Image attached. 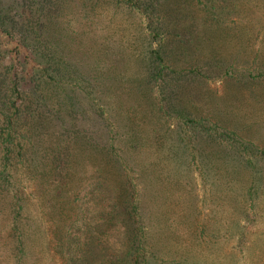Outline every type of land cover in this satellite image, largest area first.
<instances>
[{"label":"trees","instance_id":"trees-1","mask_svg":"<svg viewBox=\"0 0 264 264\" xmlns=\"http://www.w3.org/2000/svg\"><path fill=\"white\" fill-rule=\"evenodd\" d=\"M236 4L0 0V264H27L41 246L31 240L45 235L66 264L244 262L242 221L264 185L258 165L264 163V116L249 123L243 114L249 100L261 114L254 94H264V52L230 56L219 51L223 32L210 31V25L222 29L240 16ZM102 5L140 27L142 47L129 57L137 64L124 65L108 38L98 37L99 43L86 37L93 31L85 23L104 15ZM89 43L103 47L85 50ZM107 57L110 66L103 62ZM216 82L221 86L213 88ZM238 120L249 141L233 126L220 127ZM192 133L207 147H196ZM150 150L152 156L166 153L174 168L151 163ZM222 165L228 175L220 172ZM195 169L226 192L216 197L217 205L229 204L230 213L234 206L237 214L222 235L239 237L226 260L210 253L193 263L178 253L198 200L179 190L186 191L182 179ZM203 226L199 241L217 238Z\"/></svg>","mask_w":264,"mask_h":264},{"label":"rangeland","instance_id":"rangeland-1","mask_svg":"<svg viewBox=\"0 0 264 264\" xmlns=\"http://www.w3.org/2000/svg\"><path fill=\"white\" fill-rule=\"evenodd\" d=\"M236 2H237L236 4L237 6L235 7V10H237V12L240 13V16L236 18V15H234V17L229 18L226 22L223 23L222 29H217L214 26H211L209 23H207V26L210 25V31L221 30L223 32L221 33L222 37H220L222 38V41L219 40V42L220 43L224 42V43L223 45L221 44L219 51L224 50V52L228 53V55L231 54L230 56L234 54V56H236L238 59L240 58L242 59L245 57L246 54L254 53L258 50H261L260 53H263L264 43L262 42L264 40V0H233V3ZM101 9L102 10L100 11L104 12L103 13L104 15H100L99 13V15H96V17L92 20V22H90L89 25L87 24V22L85 23L86 24L85 26L93 31L92 35H88L86 37L90 39L91 38L97 39L100 36L108 38V42L110 44L109 45L110 51H116V52L119 51L120 54L122 55L121 58L123 59L124 65L130 66L132 65V63L137 64L138 61L135 59V56L138 54L137 52L139 47L140 46L142 47L141 41L143 38L139 30L140 27L137 28L136 24L135 23L133 24L132 21L129 20V17L125 15L124 12H118L114 16L112 14L113 11L110 8V6L106 7L105 5H102ZM233 33H234V39H231ZM211 34L213 35L215 33H211ZM91 36H96V38ZM224 37L226 38V40H224L225 39ZM97 40L100 43V40L99 39ZM93 43H97V41ZM93 43H89L84 49L87 50L89 46L90 47L93 46L97 50L102 49L103 46L94 45ZM209 48L210 46L208 45L205 46L203 49V54L206 55L205 56L206 58H208L207 55L210 52ZM133 53H135V56L132 57L131 59L132 62H131L129 57H131ZM111 56H112V61L115 59H119L116 55H111ZM221 56L223 55L221 54ZM103 62H105L108 66L112 64L109 60V57L105 58ZM120 66H121V62L116 64L114 68L118 70ZM220 86L221 84L216 82L213 85V88ZM255 89H257V87H255ZM254 96L255 99L258 100V103L261 104L262 115L254 111V108H252V101L249 100L247 104H245L246 108L243 114V116L246 117L245 119L248 120L249 123L255 122L261 116H264V94H262L261 92H256ZM234 114L236 115V117L239 116L238 118H240V115L242 113L240 110L237 109L235 110ZM232 115L233 112L231 113V116ZM231 118L233 119V116ZM169 123L175 125L174 118L170 119ZM238 123L239 120L237 121V123L235 122L236 124L235 126L233 125L232 122L229 121L228 123H221L220 127L225 128V130H229V128L233 126L234 127L233 130H238L239 134L240 135L242 134V136L247 141H249L247 135L244 134L242 127L239 126ZM246 123L248 122L246 121ZM205 125L208 126V123H205ZM157 126H159V124H157ZM261 126L263 127L262 132H260L262 137L264 136L263 122L261 123ZM192 138L194 139V145L196 147L198 148L207 147V143L198 141L194 133H192ZM254 140H256V138H254ZM260 145L264 146V142L260 143ZM151 150H153V147L151 148ZM151 150H150L151 163L155 161L158 162L161 166L164 167L168 166L170 170L174 168L173 165L175 160L171 159V161H169L170 158L166 157V153L163 152L152 156ZM258 165L261 167V169L264 170V163L262 161ZM225 168L226 167L224 165H222L221 169L220 166L218 167V169H220V172L227 173V170H225ZM226 173L224 174L226 175ZM190 178L182 179L183 182L187 181L188 184L185 186L186 191L183 188H181L182 190H179V194L186 193L187 196L193 198L191 196L192 194L198 200H197L196 210L194 211V207L192 206L191 214L188 215V218H190L189 225L187 224L186 228L182 230L181 238H180L181 242L179 243L178 246V250H179L178 253H180L181 256L188 255V259H191L193 263L199 261L202 256H205L210 253L212 255V258H215L216 260H219V258L221 260H226L225 259L226 255H229L230 253H232L231 251L235 250V244L237 242L236 239L239 238L238 235L231 237L229 239H225V237L222 238V235L226 234L224 231H227V229H229L231 226L229 224V220H231V218H234L235 215L237 216V214H235V212L232 210L234 209V206H231L232 212L230 213L229 204L221 203L217 205L218 200L216 199V197H222L224 195H227L224 194L226 193L225 191L220 189L222 188L221 186L219 185L213 186L218 184V182L214 184L213 181L211 180L210 181L203 180L200 177V175H198L196 169L192 172ZM260 178L264 179V176H261ZM193 183H194V188L192 189ZM261 189L262 192L255 201L254 210L248 209L249 213L245 214L246 218L242 221V225L245 226L246 228L245 243L248 247L247 249L248 252L244 250V257L241 253L242 260L244 262L238 261L236 264H262V262L264 263V185ZM31 191H32V187L30 186L26 190V192L30 193ZM205 199L206 201L203 202V200ZM215 199L217 200V202ZM33 207L34 204H32L31 201V205L29 206V213L30 216H32L33 219H35L38 217L39 213L36 212ZM212 211L215 212V216H216L213 219L211 217ZM251 213L252 216L250 215ZM206 217L207 220H203ZM217 219L219 221H217ZM42 221L44 223L41 222L42 224L41 228L44 229V231H46L47 228L45 226L46 221L43 218ZM38 222L39 220L35 224L37 225ZM201 225L202 226L204 225L203 227L209 225L206 233L212 232L213 231L212 228H213L215 230L213 231V233L215 232V236L218 239L217 238L214 239L212 237L213 240L208 241L207 239L205 240L201 239V241H199V234H200L199 227ZM189 228H191V230ZM194 230H196L195 233H192L191 231ZM47 237L50 239V235L48 236L45 235L38 242L36 241V239L31 240L30 245L35 246L40 244L41 246H39L37 252L35 249L33 250L31 258H29L28 260L29 262H27V264H66L63 257L61 258L60 255H57L56 252L53 251L54 244H49L50 242ZM251 241L254 242L251 243ZM211 243H215L217 245L209 246ZM157 247L160 248L161 250L163 249L160 243L158 244ZM200 254L203 255L199 257Z\"/></svg>","mask_w":264,"mask_h":264}]
</instances>
